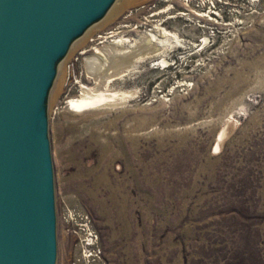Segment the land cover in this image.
<instances>
[{
    "label": "rangeland",
    "instance_id": "374dc122",
    "mask_svg": "<svg viewBox=\"0 0 264 264\" xmlns=\"http://www.w3.org/2000/svg\"><path fill=\"white\" fill-rule=\"evenodd\" d=\"M120 2L48 89L54 264H264V0ZM145 32L162 50L110 69L119 95L69 109L94 48Z\"/></svg>",
    "mask_w": 264,
    "mask_h": 264
},
{
    "label": "water",
    "instance_id": "95a60500",
    "mask_svg": "<svg viewBox=\"0 0 264 264\" xmlns=\"http://www.w3.org/2000/svg\"><path fill=\"white\" fill-rule=\"evenodd\" d=\"M113 0H0V264H54L47 93Z\"/></svg>",
    "mask_w": 264,
    "mask_h": 264
},
{
    "label": "bare ground",
    "instance_id": "6f19581e",
    "mask_svg": "<svg viewBox=\"0 0 264 264\" xmlns=\"http://www.w3.org/2000/svg\"><path fill=\"white\" fill-rule=\"evenodd\" d=\"M136 1L137 0H121V2L114 7L111 15L118 14L126 6L133 4ZM127 40L128 39L124 37H115L109 40H106L105 38L101 45L94 48L96 53L92 56L86 57L87 74L94 79L96 84L93 87L81 84L82 89L80 94L69 98L67 101V106L69 109L76 112H81L102 104H106L109 101L111 102L116 96L119 95V92L116 90H111L107 87L110 81L113 79V75L116 74V72L112 74L110 69L112 68L113 70L115 66H118L122 63L128 65V63L130 64L131 61L137 62L144 56H149L155 54L158 50H162L159 44L160 40L156 34L151 32H145L143 35L135 38L133 43L127 42ZM85 41L86 37L84 36L78 45L84 43ZM162 62H165L164 57ZM118 73L119 72L117 70V74ZM64 74L66 75L65 68L63 63H61L57 80L52 87L53 96L58 94L62 89L65 82ZM221 135L222 132L219 133L217 137L215 148L219 147Z\"/></svg>",
    "mask_w": 264,
    "mask_h": 264
},
{
    "label": "flooded vegetation",
    "instance_id": "af4514ba",
    "mask_svg": "<svg viewBox=\"0 0 264 264\" xmlns=\"http://www.w3.org/2000/svg\"><path fill=\"white\" fill-rule=\"evenodd\" d=\"M113 1H114V0H113ZM113 1H112V2H113ZM110 5H111V4H110ZM106 10H107V9H106ZM104 13H105V12H104ZM102 16H103V15H102ZM102 16H101V17H102ZM101 17H100V18H101ZM100 18H99V19H100ZM99 19H98V20H99ZM98 20H97V21H98ZM95 22H96V21L92 22L91 24H93V23H95ZM91 24H90V25H91ZM90 25H88L85 29H87ZM85 29L82 31V33L85 31ZM82 33H81L80 35H78L77 37H75L74 39H76V38H78L79 36H81ZM74 39H73V40H74ZM73 40H72V41H73ZM72 41H71V42H72ZM71 42H70V43H71ZM69 45H70V44H69Z\"/></svg>",
    "mask_w": 264,
    "mask_h": 264
}]
</instances>
